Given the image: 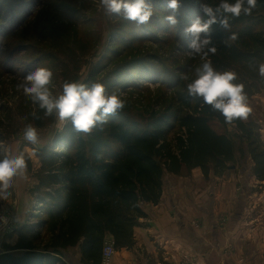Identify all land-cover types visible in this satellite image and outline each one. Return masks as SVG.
Listing matches in <instances>:
<instances>
[{
  "label": "trees",
  "instance_id": "obj_1",
  "mask_svg": "<svg viewBox=\"0 0 264 264\" xmlns=\"http://www.w3.org/2000/svg\"><path fill=\"white\" fill-rule=\"evenodd\" d=\"M30 3L37 5L34 0ZM153 4L156 10L167 12L162 10V3L154 0ZM181 5L186 21L191 22L196 16L203 17L199 6L192 5L185 9L183 0ZM29 6L24 0H0V20L5 21L0 29V32L3 30L2 37L13 34L19 22H24L26 15L32 11ZM16 7H21L18 12L21 18L15 24L11 10ZM75 11L78 10L73 9ZM256 13H264V0H257L251 15L241 14L231 19L233 29L228 33L218 25H214L216 27L212 31L213 41L219 39L214 41L216 52L210 54L212 64L222 71L234 70L238 77L236 82L244 84L248 97L264 88V77L258 71L259 64L264 62V27L255 29L245 25L246 21L255 19L252 17ZM56 14L75 20L78 16V12L73 16L72 13L65 15L62 10L56 11ZM260 19L259 24L263 16ZM149 22H156V25L152 24L155 29L165 30L163 17L157 13ZM7 28L9 30H4ZM233 33L237 36L236 40L230 39ZM66 38L61 34L55 37L57 43L52 48L67 42ZM111 38L110 45L116 44ZM41 40H45V36ZM28 46L21 43L19 52ZM66 47L72 61L75 60L76 51L79 50V55L84 54L74 37ZM18 50L12 49L14 57L11 68L14 62L19 61L16 57ZM35 50L40 53L44 48L37 45ZM110 52L105 54L103 64L98 63L92 69L89 80H95L116 59L118 51L111 48ZM48 56L53 64L65 65L64 61L53 56L52 51ZM138 64H142V61H137L135 66ZM119 68L106 73L107 86H117L121 80L119 78L123 74H131L135 67L132 66L131 70ZM187 69L188 66L181 67L183 71ZM75 70V78L71 81L77 78L78 69ZM69 73L71 71L66 68L63 76ZM174 101L164 110L151 111L148 116L139 119L117 113L102 129L95 128L91 137L75 133L69 125L67 134L49 145L36 147L42 164L32 192H36L41 207L17 229L15 244L4 243V249L0 251V264H66L65 252L75 246L80 247L82 263L100 264L106 236H113L116 249L134 244L137 219L146 215L142 205L159 202L165 173H180L183 169L200 166L205 176L210 171L221 176L230 169V163L237 156L235 142L228 132L218 131L213 122L224 128L230 124L219 112L212 111L211 106L201 107L200 100L190 97L187 90L178 92ZM32 112L43 117V111L37 105L27 110L26 119L32 121L34 127H43L53 119H35ZM231 124L236 126L237 134L244 141L241 156H246V153L251 156L256 177L264 180V141L260 126L253 119L235 120ZM177 128L181 131L173 141L169 140ZM2 134L0 131V141ZM58 144H62V147ZM3 157L0 153V158Z\"/></svg>",
  "mask_w": 264,
  "mask_h": 264
},
{
  "label": "rangeland",
  "instance_id": "obj_2",
  "mask_svg": "<svg viewBox=\"0 0 264 264\" xmlns=\"http://www.w3.org/2000/svg\"><path fill=\"white\" fill-rule=\"evenodd\" d=\"M30 1L32 0H24V3L29 4L30 8L32 7V11L26 15L27 18L22 23L19 22L21 15L18 14L21 7L11 10L14 15L12 20L15 21V24L19 22L18 28L14 29V33L12 32L13 34L7 35V38H5L2 37L3 30L0 32V131L3 133L2 141H0V153L4 156L7 154L6 150H11L14 154L23 152L27 162L26 171L14 179L13 187L10 190L12 194L6 201H0V215L9 218L7 227L0 229V251L4 249V243H16L18 239L17 229L33 213L38 212V208L41 207L36 192H32L33 186L38 181L36 174L42 164L41 158L35 151L36 147L49 145L53 140L65 135V133L67 134V127L71 125L65 124L62 128L58 127L56 118L53 116V119L47 121L43 127H36L39 133L38 144L32 145L23 139V129L26 124L31 123L33 125L32 121L29 122V119H26L27 110L35 108V104L25 97L22 92L17 91L16 85L22 82L29 72L37 67L52 69L54 74L53 84L55 85L53 92L58 94L62 91L64 81H71L72 78H75V68H77V78L73 81L89 85L93 82H101L105 85L106 90L118 91L121 98L126 101L125 108L118 113L139 119L148 116L151 111H162L171 103H174L176 94L187 90L186 85L189 81H186L183 77L191 76L193 67L203 62L200 56H193L188 49L190 38L183 35V29L190 22L186 21L185 13L181 9L177 15L179 23L170 26L164 22L162 25H164L165 30L161 31L159 28L155 29L154 25L152 26L156 22H148L145 25L137 26L132 21L125 20V23L120 16L107 15L101 9L99 0H34L36 6H32ZM155 1L162 3V0ZM183 1L185 9L192 5L199 6L197 0ZM210 2L217 4L219 0H210ZM73 9L78 11L73 12ZM60 10L65 15L72 13L73 16L78 12L77 19H68L66 16L56 14V11L60 12ZM162 10H166L165 7ZM155 13L163 17V21L164 16L167 15V12L156 9ZM253 15L252 18L255 19L246 21L245 25H251L255 29L264 27V13ZM262 16V22L259 24L258 22ZM4 23L5 21L0 20V29L5 25ZM215 27L212 26V31ZM232 29L233 26L230 27L229 31ZM169 30L172 32L169 33ZM60 34L67 36V42L57 44L52 48L54 43H57L55 37L58 38ZM43 36H45V40H41ZM144 36L145 38H141ZM73 37L76 39L77 45H80L84 51V54L79 55V50L76 51L75 60L72 61L67 55L69 48L66 46L70 45ZM111 37L114 38L116 44L110 45ZM68 38H70L69 41ZM214 41H219V39ZM21 43L30 46L19 52L18 46ZM37 45L40 48L42 46L44 51L39 53L38 50H35ZM32 46H35L34 49ZM111 48L118 51L116 59L102 70L95 80H89L92 69L98 63L103 64L106 61L105 54L109 53ZM12 49L18 50L16 57L19 61L14 62V66L11 68L14 57L12 56L14 54ZM51 51L53 56L64 61L65 65L53 64L54 62L49 60L51 57L48 56ZM210 54L207 59L211 60ZM140 60L142 64L135 66L136 62ZM132 66L135 67L134 70L132 68V73L123 74L119 78L121 80L117 86L106 85V73L116 67H120V70H131ZM182 66H188V69L183 71L181 70ZM66 68L71 73L63 76ZM248 101L251 112L246 120H255L260 126L264 141V88L249 96ZM213 125L218 131L228 132L233 137L236 146L237 156L230 163L231 168L225 172L228 174L233 172L239 179L237 185L238 196H236L234 202L229 200L231 202L229 206L236 211L243 210L245 212L244 227L248 226L249 229H254L256 226H264V180L260 183L256 181V178H253L256 175L253 171L254 162L251 156L247 153L246 156H241L240 151L244 146V141L237 134L236 126L230 124L227 128H224L216 122H213ZM178 131L181 130L175 129L169 136V140L173 141ZM94 132L95 129L90 133L91 135H83L91 137ZM52 145L55 146V144ZM58 145L62 147V144ZM25 146H30L28 148L31 149V153L26 150ZM184 170L190 171L191 169ZM226 202L228 201L226 200ZM219 218L225 227L226 222L223 219L226 217Z\"/></svg>",
  "mask_w": 264,
  "mask_h": 264
},
{
  "label": "clouds",
  "instance_id": "obj_3",
  "mask_svg": "<svg viewBox=\"0 0 264 264\" xmlns=\"http://www.w3.org/2000/svg\"><path fill=\"white\" fill-rule=\"evenodd\" d=\"M202 16H196L183 29V35L189 39L188 49L193 56H200L203 62L194 66L191 76H184L189 81L186 85L190 97L198 99L201 107L211 106L219 112L228 124L235 120H246L251 112L248 95L243 83H237V74L231 70H217L209 53H215L212 38V26L218 25L225 32L230 30V20L241 14L251 15L257 0H219L213 4L210 0H197ZM167 10L164 22L170 26L179 23L182 0H162ZM101 9L107 15H116L126 21L135 22L137 26L147 24L154 15L153 0H99ZM231 40H236L233 33ZM259 75L264 77V62L259 64ZM53 71L47 67H37L29 72L22 82L16 85L17 91L23 93L33 104L43 111V117L36 112L35 119L55 117L58 127L71 124L78 134H90L95 128H103L111 116L122 111L126 106L118 91H108L101 82L90 85L76 81H64L62 91L54 94ZM23 139L32 145L39 143V133L31 123L23 129ZM7 154L0 158V201H6L12 194L14 179L27 169L23 152ZM15 219V218H13ZM9 218L0 215V229L7 227Z\"/></svg>",
  "mask_w": 264,
  "mask_h": 264
},
{
  "label": "crops",
  "instance_id": "obj_4",
  "mask_svg": "<svg viewBox=\"0 0 264 264\" xmlns=\"http://www.w3.org/2000/svg\"><path fill=\"white\" fill-rule=\"evenodd\" d=\"M184 171L164 174L159 202L143 203L134 244L117 249L113 264H264V226L244 227L245 212L229 206L238 196L235 174ZM64 261L84 264L80 247H69Z\"/></svg>",
  "mask_w": 264,
  "mask_h": 264
},
{
  "label": "built area",
  "instance_id": "obj_5",
  "mask_svg": "<svg viewBox=\"0 0 264 264\" xmlns=\"http://www.w3.org/2000/svg\"><path fill=\"white\" fill-rule=\"evenodd\" d=\"M116 246L113 236H106L102 248V256L100 264H113V257L116 253Z\"/></svg>",
  "mask_w": 264,
  "mask_h": 264
}]
</instances>
